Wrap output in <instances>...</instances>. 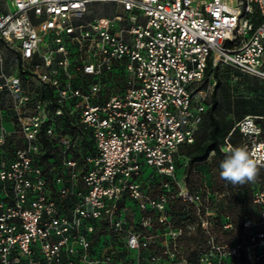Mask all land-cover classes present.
Segmentation results:
<instances>
[{"label": "built area", "instance_id": "1", "mask_svg": "<svg viewBox=\"0 0 264 264\" xmlns=\"http://www.w3.org/2000/svg\"><path fill=\"white\" fill-rule=\"evenodd\" d=\"M3 50L26 83L0 70L14 115L12 129L0 121V264H192L184 238L197 226V264H264V182L259 219L239 230L216 212L225 194L177 178L209 107L207 67L264 81V0H4L0 64ZM257 118L220 151L246 146L264 167Z\"/></svg>", "mask_w": 264, "mask_h": 264}, {"label": "trees", "instance_id": "2", "mask_svg": "<svg viewBox=\"0 0 264 264\" xmlns=\"http://www.w3.org/2000/svg\"><path fill=\"white\" fill-rule=\"evenodd\" d=\"M251 19L255 25L261 23L263 18L260 17V14L257 9H255V15L251 16ZM236 75L245 79H249V74L242 73L236 70ZM213 76L215 79V84L212 89L210 96L209 107L207 109L205 118L201 123L199 130L197 131L195 141L193 144L182 146L179 150L180 154L187 157V168L185 173L186 182L190 189H192L196 182L199 181V177H193L194 167L197 164L205 162L210 159V164L212 168L217 171L218 180L220 183V188L217 192L225 194V200L227 206L224 210V214L229 216L233 221L235 227L239 230H242L244 218L246 215H250L254 221L259 219V216L253 214L254 205L252 203V192L254 187L259 182H264V167H258V175L254 183H247L245 185L233 186L227 181L220 178L219 164L228 153H223L219 149V144L224 142V139L228 135L229 131L233 127L232 124L223 123L215 113V110L222 103V106H225L227 111L235 116V118L240 120L246 115L257 116V121L262 124L264 128V83L261 79L255 77L252 78V84L250 92L251 95L248 96H235L229 94L225 90L220 89L222 78L219 74V66H216L214 69L210 66L206 69L205 79L207 82L210 76ZM261 80V81H260ZM220 92L222 102L218 93ZM207 122L205 123L206 118ZM236 121V122H237ZM235 122V123H236ZM205 123V124H204ZM234 123V124H235ZM205 125L204 132L199 133L202 125ZM233 144H238L239 139L238 135L235 133L231 137ZM213 151V154L211 152ZM48 158V154L45 156V160ZM229 233L221 232L217 233V239L224 240ZM204 241V235L201 232L199 226H197L190 237L184 238V245L186 249V257L192 264H197V245L199 242ZM238 264H246L243 258H239Z\"/></svg>", "mask_w": 264, "mask_h": 264}, {"label": "rangeland", "instance_id": "3", "mask_svg": "<svg viewBox=\"0 0 264 264\" xmlns=\"http://www.w3.org/2000/svg\"><path fill=\"white\" fill-rule=\"evenodd\" d=\"M3 1L4 0H0V8L2 7ZM102 7H106V5ZM241 8L243 9V4L241 5ZM252 15H255V7L253 8V12L251 13V16ZM0 70H3L5 75L18 74L22 77L24 84L26 83L25 82L26 79L22 76V73L20 72V69L18 68L16 64L14 51L12 50L2 51V63L0 64ZM235 72L236 70H234L230 66H227V65L219 66V74L222 78L220 89H222V91L225 90L226 92H229V94L232 95L233 97L251 95L252 93L250 92L251 90L250 84H252V78H255V76L249 75L250 78L245 79V78L237 76ZM209 80H212L215 84V79L213 78L212 75L209 77L208 81ZM261 82L264 83V81H261ZM36 86H38V83L36 81H33V88ZM218 95L220 98V102H222L220 92L218 93ZM215 113L223 123L234 125V123L237 121L235 116L229 113L225 106H222V103L219 104V106L215 110ZM207 119L208 117L206 118L205 123L207 122ZM0 121L3 122V124L8 129L14 128V125H13L14 115L12 111L9 109V103L0 107ZM204 124L200 128V131H199L200 134L204 132V127H205ZM18 138L19 137L15 136V137L8 139V142L4 148V151L1 154L3 159L9 160L10 158L9 153L12 150V148L15 145H20ZM186 168H187V165L185 166L179 165V168L177 169L178 179H181L183 174L186 173ZM193 172H194L192 175L193 177H197V176L199 177V181L195 183L194 187L203 182V183H206L214 191H217L218 188H220L221 185L218 180L217 171L214 168H212L210 164V159L200 164H197L194 167ZM215 203H216L215 209H216L217 214L218 215L224 214V210L227 206L225 197L222 199H219ZM215 221L217 222L216 224L218 225L220 221L219 217ZM216 232L219 234L221 233L218 228L216 229Z\"/></svg>", "mask_w": 264, "mask_h": 264}, {"label": "clouds", "instance_id": "4", "mask_svg": "<svg viewBox=\"0 0 264 264\" xmlns=\"http://www.w3.org/2000/svg\"><path fill=\"white\" fill-rule=\"evenodd\" d=\"M227 155L220 161V178L233 186L254 183L258 175L257 163L246 146H227Z\"/></svg>", "mask_w": 264, "mask_h": 264}, {"label": "bare ground", "instance_id": "5", "mask_svg": "<svg viewBox=\"0 0 264 264\" xmlns=\"http://www.w3.org/2000/svg\"><path fill=\"white\" fill-rule=\"evenodd\" d=\"M229 2H231L232 4L235 2V0H228Z\"/></svg>", "mask_w": 264, "mask_h": 264}]
</instances>
